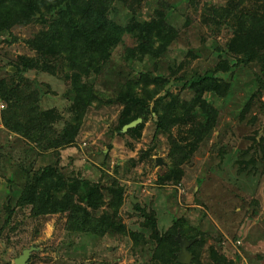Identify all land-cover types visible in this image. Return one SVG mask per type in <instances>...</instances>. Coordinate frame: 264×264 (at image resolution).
I'll list each match as a JSON object with an SVG mask.
<instances>
[{
	"label": "rangeland",
	"instance_id": "374dc122",
	"mask_svg": "<svg viewBox=\"0 0 264 264\" xmlns=\"http://www.w3.org/2000/svg\"><path fill=\"white\" fill-rule=\"evenodd\" d=\"M159 1H118L109 17L120 27L133 13L149 19ZM163 1L170 5L165 12L179 31L177 39L158 62L147 56L144 61L127 63L114 55L100 74L92 75L102 102L89 108L73 143L32 142L9 130L1 117L6 102L0 97V264H15L30 247L27 264H149L156 242L149 239L139 207L156 217L161 232L175 217L185 216L204 234L199 248L204 261L214 248L235 264H264V159L262 152L252 149L258 145L254 138L259 141L264 136V59L224 74L232 80L231 91L226 97H211L219 109L217 127L182 165L184 174L178 183L160 181L169 167L171 144L168 133H156L153 117L144 123L139 138L117 130L123 103L109 99L118 94L124 76L136 78L147 70L165 76L205 71L218 62L233 35L231 26L217 23L209 10L240 0ZM241 1L247 10H263L264 0ZM40 27L34 22L15 25L11 34L0 36V78H10L16 71L12 62L17 56L34 54L25 41ZM123 40L128 46L135 44L129 34ZM182 62L185 65L179 68ZM24 75L39 90L40 108H56L62 114L56 123V130H61L72 116L70 77L36 70ZM173 91L191 97L187 89L176 86ZM248 147L251 152L242 154ZM244 162H250L245 169ZM47 165L65 177L98 182L105 189L115 181L125 186L124 204L116 217L123 228L110 227L103 235L73 231L66 228L67 213L34 215L31 201L21 204L19 197L29 173ZM106 209L113 211L105 204L94 213L99 216ZM131 231L142 232L146 241L135 244Z\"/></svg>",
	"mask_w": 264,
	"mask_h": 264
},
{
	"label": "trees",
	"instance_id": "16d2710c",
	"mask_svg": "<svg viewBox=\"0 0 264 264\" xmlns=\"http://www.w3.org/2000/svg\"><path fill=\"white\" fill-rule=\"evenodd\" d=\"M132 3L142 0H0V36L11 34L15 25L40 24V29L26 39L33 55L21 54L12 62L16 71L10 78H0V97L6 102L1 117L11 131L20 133L32 142L43 139L51 145L65 146L73 143L79 133L82 120L89 108L102 102V92L90 80L100 74L105 64L117 55L122 62L144 61L147 56L157 62L168 52L179 35L169 22L165 9L170 5L161 0L149 19L133 13L129 21L118 26L109 12L116 2ZM243 1H231L229 5L210 8L217 23L230 25L233 35L226 43L218 62L205 71L187 70L170 76L156 74L152 70L139 72L136 78L124 76L119 92L109 100L123 103L117 130L136 138L142 135L144 123L151 117L156 133L169 134V167L160 177L162 182H180L183 164L191 159L199 144L207 140L217 127L219 109L212 96L226 97L232 88V80L224 74L241 65L264 59V7L247 10ZM254 4L251 8H253ZM129 34L135 44L128 46L123 35ZM232 56V57H231ZM157 65V64H156ZM185 62L179 66L182 67ZM44 71L52 75L66 73L70 77L73 101L71 118L65 120L61 130L56 123L61 120L56 108H40L39 90L33 88L24 74L28 71ZM260 82V79H259ZM190 91L186 98L173 87ZM28 115V116H27ZM142 117L137 126L123 132L125 124ZM177 134L174 135V131ZM56 135V136H55ZM256 153L264 159V136L256 141ZM248 147L242 154L251 152ZM255 156V154H254ZM255 157L251 162L255 163ZM250 162H244L243 169ZM23 185L19 202L31 201L33 214L67 213L66 228L103 235L110 227L123 228L116 219L124 204L125 186L113 182L108 189L89 180L65 177L51 165L29 173ZM105 190L109 196L106 197ZM107 205L101 215L94 210ZM143 226L150 231L149 239L156 242L149 264H186L178 261L181 250L178 235L196 239L189 247L193 260L189 264H235L226 256L211 248L210 259L202 260L199 250L204 234L188 222L185 216L175 217L172 225L161 232L154 215H146ZM135 244L145 235L129 232ZM148 239V241H149Z\"/></svg>",
	"mask_w": 264,
	"mask_h": 264
},
{
	"label": "water",
	"instance_id": "95a60500",
	"mask_svg": "<svg viewBox=\"0 0 264 264\" xmlns=\"http://www.w3.org/2000/svg\"><path fill=\"white\" fill-rule=\"evenodd\" d=\"M142 117H139L135 120H132L131 122L125 124L122 128V131L125 132L131 127L137 126L140 122H142ZM157 162L159 164L163 163V160L161 158L157 159ZM136 202V199H135ZM178 241L180 242L181 245V250L178 252V261L181 263H186L189 264L193 260V254L189 251V247L194 243L196 239H189L187 237H182L181 235L177 236ZM33 247L30 248H25L16 259H15V264H27L28 260L31 256Z\"/></svg>",
	"mask_w": 264,
	"mask_h": 264
}]
</instances>
